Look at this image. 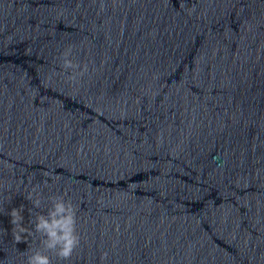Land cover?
Instances as JSON below:
<instances>
[{"label": "water", "instance_id": "95a60500", "mask_svg": "<svg viewBox=\"0 0 264 264\" xmlns=\"http://www.w3.org/2000/svg\"><path fill=\"white\" fill-rule=\"evenodd\" d=\"M35 185L52 264H264V0H0V264Z\"/></svg>", "mask_w": 264, "mask_h": 264}, {"label": "clouds", "instance_id": "9594fccd", "mask_svg": "<svg viewBox=\"0 0 264 264\" xmlns=\"http://www.w3.org/2000/svg\"><path fill=\"white\" fill-rule=\"evenodd\" d=\"M70 54V50L61 54L63 59L61 67L64 69L79 68L78 64H73L72 60L69 59ZM85 71H87L86 65L80 74L82 75ZM74 78L70 77V79ZM43 184L46 187L48 181H43ZM25 198L33 206L29 209L33 215L30 220L31 229L23 226V205L19 208H12L8 213L11 217L12 234L16 243L27 242L29 236L39 234V246L26 256L25 264H52V257L48 255L49 252L60 260L70 259L80 244V237L76 231V209L71 201L66 200L63 195H51L47 197L50 207L43 212H34V209L41 208L45 199L39 191V185L33 186Z\"/></svg>", "mask_w": 264, "mask_h": 264}]
</instances>
